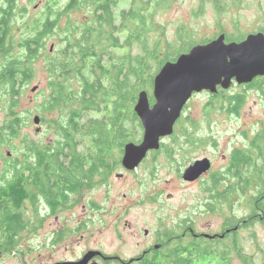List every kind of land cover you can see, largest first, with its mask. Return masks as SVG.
<instances>
[{"label":"trees","instance_id":"trees-1","mask_svg":"<svg viewBox=\"0 0 264 264\" xmlns=\"http://www.w3.org/2000/svg\"><path fill=\"white\" fill-rule=\"evenodd\" d=\"M19 1L0 0V163L5 166L0 173V208H12L0 232L8 236V253L27 226L19 213L22 204L32 202L37 215L40 195L55 213L85 180L91 185L97 172L101 174L98 170H107L109 160H115L117 150L136 131L132 104L138 93H148L166 62L210 41L196 43L183 25L173 40L168 38L157 18L179 0H130L118 16L115 10L122 0H46L38 16L25 22L18 16L28 9ZM241 3L199 0V10L211 4L222 14L229 4ZM48 45L54 46L52 52ZM39 59L45 62L46 88L38 86L42 102L25 114L37 113L41 125L55 128L58 143L52 148L24 140L18 160L20 148L13 142L27 127L19 110ZM54 113L57 118L49 119ZM163 252L166 261L161 256L150 264H179L175 248Z\"/></svg>","mask_w":264,"mask_h":264},{"label":"flooded vegetation","instance_id":"flooded-vegetation-1","mask_svg":"<svg viewBox=\"0 0 264 264\" xmlns=\"http://www.w3.org/2000/svg\"><path fill=\"white\" fill-rule=\"evenodd\" d=\"M220 34L225 33L221 32L218 36ZM225 36L226 42H238L229 40L226 34ZM234 88H238L240 92L230 93ZM205 92L207 91L193 93L183 107L172 134L160 138L159 149L149 150L140 164L134 170L128 171L122 164L124 147L128 143L141 144L144 136L142 124L134 112L137 102L135 101L132 104V112L138 119V127L142 133L141 141L134 136L136 131L131 133L125 145L117 150L115 160H109L106 171L100 168L98 171L101 174L99 172L95 174L91 185H88V180H85L83 188L67 196L65 205L70 203L77 204V207L80 205L81 211L83 210V214L86 215L102 212L106 208L101 196L96 200L91 198L88 200L86 194L98 192V189L103 188L105 195L109 196L111 194L109 188H113L116 194L110 200L112 202L110 210L116 214L120 213L121 209L120 192L126 190L131 196L134 189L131 183H127L128 175L133 176L144 169L143 176L148 181L149 189L153 172L159 170L164 164L178 173L180 200L178 206L173 207L176 211V222L170 225H159L153 233L145 230L143 233L145 240L139 245L141 251L137 255L131 257L107 255L94 249L89 251L99 252L100 255L92 258L88 264H150L153 259L161 256L166 261V253L163 251L167 248L177 250L179 264L205 262L208 264H256L253 259L244 255L243 244L246 238L243 233L248 235L250 227L264 225V121L257 119L249 123L248 117L240 114L250 93L256 95V103L261 102L264 105V75L244 84H238L233 80L227 89L220 86L216 93L208 92L210 101L206 107L207 113L199 120H194L187 113L189 103L194 95ZM148 98L149 106L152 108L155 104L152 93L148 94ZM216 111L219 115H213ZM187 122H192V126ZM182 127L187 128V131H179ZM220 127L222 129L234 127V131H220L218 130L221 129ZM204 147H210L211 152L201 157L188 158L187 155H190V152H197ZM198 162L208 164V169L198 176L191 174L186 178V172ZM88 175L85 173V177ZM113 176L115 180H112ZM1 184L2 181L0 186H4ZM163 195L161 190L158 191L155 202L152 195H146L143 201L162 204L161 209H163L164 206H168L167 202H161ZM122 197L128 202V206L133 204L131 199H127V194ZM41 198L39 195L38 202H42ZM168 198L170 199V196ZM43 202L49 208L44 199ZM26 204L34 209L32 202L25 201L19 209L21 219ZM9 208L11 207L0 208V215L3 218L7 215ZM48 211L53 214L51 208ZM237 211L243 214L238 216ZM201 219L207 220L200 222ZM211 219L217 223L207 222ZM68 234L67 228L55 229L51 234L52 247L62 243ZM7 248L8 236L0 232V259L2 252H5ZM80 259L56 261L51 264L75 262Z\"/></svg>","mask_w":264,"mask_h":264},{"label":"rangeland","instance_id":"rangeland-1","mask_svg":"<svg viewBox=\"0 0 264 264\" xmlns=\"http://www.w3.org/2000/svg\"><path fill=\"white\" fill-rule=\"evenodd\" d=\"M45 1L37 0L35 3L29 4L28 0H20V6H27L28 11L24 16L19 15L18 20L20 22L34 20L39 14V9L44 6ZM129 3L130 0H122L115 10L116 15L118 16L122 9H127ZM157 20L167 28L170 40L174 39L180 25L187 27L193 33L196 43L215 39L221 32L225 33L229 40H235L248 34L264 31V0H242L241 5L236 6L229 4V7L222 14L217 13L211 4L207 5L203 12H200L199 0H179L177 3H172L170 10L159 15ZM47 49H49V45ZM44 66L43 59L36 61L34 67L35 80L28 86L23 99L24 103L19 110L27 118V127L22 131L23 136L13 142L15 147L20 148L18 160L22 159L19 154L24 151L25 147L21 146L24 140L52 148L58 143L55 128L52 126L48 128L47 124H40L41 132L36 133L37 126L33 124V117L39 114H25L27 111H33L42 102V97L37 92H32V88L35 86L46 88L48 77L44 71ZM152 92L153 82L148 89V94ZM236 92H240V90L234 88L230 91L232 94ZM209 101L208 92L194 95L188 106V115L194 120H199L201 116L206 115V107ZM256 102V95L250 93L240 114L247 116L249 123L257 119L264 121V105L261 102ZM213 115H219V112L216 111ZM51 118H57V113H54L49 119ZM188 123L192 126V122ZM220 128L218 130L224 132L226 130L228 132L234 131V127ZM179 131H187V128L182 127ZM134 136H137L138 140L141 139L142 133L139 127H137ZM209 148L204 147L197 152L192 151L187 156L188 158H197L207 155L211 152ZM4 168V164L0 163V173ZM143 172L144 169L133 176H127L129 179L127 183H131V187H134V189L131 196L126 190L120 192V200L122 201L120 213L114 214L110 210L112 204L110 200L116 194L113 188H109L111 192L109 196L105 195V189L103 188L98 189V192L86 194L88 200L89 198L96 200L101 196L103 205L106 206L102 212L86 215L83 214V210L81 211L80 205L77 207V204L70 203L62 206L51 214L47 205L40 202L37 207V215L33 207L26 204L22 212V220L27 223V226L18 235L16 248L10 253L7 251L2 252L0 264H51L56 261L80 259L86 252L94 249L107 255L124 257L137 255L141 251L139 245L145 240L143 236L145 230L153 233L159 225H170L176 222L174 208L178 206L180 200V185L177 178L178 173L175 169H170L164 164L159 170L154 171L150 178L149 189L148 181L145 180ZM112 180H115L114 176ZM161 190L164 194L161 197V202H167L168 204L163 209H161L162 204L154 203L158 191ZM124 194H127V199H131L133 204L128 206V202L123 200L122 196ZM146 195H152L154 202H144L143 199ZM236 214L240 216L243 213L237 211ZM206 220L201 219L200 222ZM2 221L3 217L0 215V224ZM207 222L217 223L212 219ZM59 227L67 228L69 234L62 243L52 247L51 234ZM243 235L246 238L243 244L244 255L253 259L256 264H264V225L250 227L248 235L247 233H243ZM202 264H208V262Z\"/></svg>","mask_w":264,"mask_h":264},{"label":"water","instance_id":"water-1","mask_svg":"<svg viewBox=\"0 0 264 264\" xmlns=\"http://www.w3.org/2000/svg\"><path fill=\"white\" fill-rule=\"evenodd\" d=\"M51 45L49 51L52 52ZM264 75V32L246 35L241 41L226 42L225 34H220L204 44H196L188 52L180 54L175 61L166 62L153 79L155 104L149 106L148 93L137 95L134 112L139 118L144 136L141 144L128 143L124 147L122 164L132 171L144 159L149 150L159 149V140L172 134L181 111L193 93L207 91L216 93L218 87L229 88L235 80L238 84L250 82ZM38 86L32 88L36 92ZM40 117H33L41 132ZM208 169V164L198 162L186 172V178L200 175ZM99 252L89 251L75 262L55 264H88Z\"/></svg>","mask_w":264,"mask_h":264},{"label":"bare ground","instance_id":"bare-ground-1","mask_svg":"<svg viewBox=\"0 0 264 264\" xmlns=\"http://www.w3.org/2000/svg\"><path fill=\"white\" fill-rule=\"evenodd\" d=\"M21 134V133H20ZM248 210V209H247ZM171 229V228H170Z\"/></svg>","mask_w":264,"mask_h":264}]
</instances>
